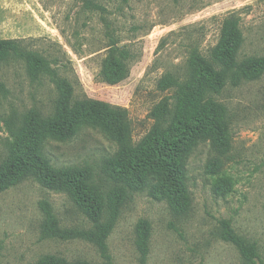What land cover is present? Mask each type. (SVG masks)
I'll use <instances>...</instances> for the list:
<instances>
[{"label":"rangeland","instance_id":"obj_1","mask_svg":"<svg viewBox=\"0 0 264 264\" xmlns=\"http://www.w3.org/2000/svg\"><path fill=\"white\" fill-rule=\"evenodd\" d=\"M240 19V57L264 55V0H0V39H18L44 55L74 88L75 99H98L127 110L131 140L150 130L152 107L172 90L157 88L170 72L186 77V60L197 50L209 56L222 19ZM127 49L129 73L111 85L100 75L103 58ZM225 109L229 149L218 156L207 141L187 159L190 206L181 214L147 190L130 192L107 238L113 264H139L135 225L151 227L145 264H249L219 234V219L256 244L264 264V74L214 95ZM56 92L48 74L31 79L16 57L0 64V162L15 141L12 113L52 114ZM43 151L53 167H87L103 192L116 183L105 171L117 145L98 128L84 127L71 140L48 141ZM219 157L218 168L211 162ZM50 202L63 228L91 223L67 194L33 179L0 193V264H32L45 254L102 263L96 247L81 239H41L39 201ZM259 264V263H258Z\"/></svg>","mask_w":264,"mask_h":264},{"label":"trees","instance_id":"obj_2","mask_svg":"<svg viewBox=\"0 0 264 264\" xmlns=\"http://www.w3.org/2000/svg\"><path fill=\"white\" fill-rule=\"evenodd\" d=\"M243 42L239 17L227 14L209 56L194 50L186 60L184 79L170 72L158 79L159 90L173 93L152 107L149 113L152 127L133 144L126 109L98 99H75L71 82L59 75L44 55L26 48L21 40L0 39V64L16 57L24 62L31 79L39 80L48 74L56 92L52 114L30 109L20 117L14 113L8 116L15 141L0 162V193L33 179L44 188L67 194L91 226L61 227L50 202L42 199L39 201L40 238L87 241L96 247L103 261L68 260L49 253L32 264H113L107 238L130 192L147 190L149 196L164 200L176 214L188 210L190 195L185 183L188 157L203 141L218 156H223L230 146L225 109L214 95L227 84L237 86L264 74V55L240 57ZM129 57L127 49L105 56L99 71L101 79L111 85L125 79L129 73ZM84 127L100 129L117 145L116 153L105 165L106 173L116 185L106 192L94 182L87 167H53L43 151L48 141H69ZM211 165L218 168L222 161L217 157ZM219 234L237 249L245 262L263 264L256 244L239 235L228 220L219 219ZM150 235L149 221L139 219L135 225L139 264L146 263Z\"/></svg>","mask_w":264,"mask_h":264}]
</instances>
